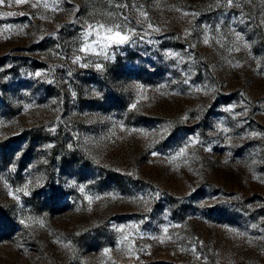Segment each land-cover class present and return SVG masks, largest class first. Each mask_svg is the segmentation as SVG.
<instances>
[{
	"label": "rangeland",
	"instance_id": "1",
	"mask_svg": "<svg viewBox=\"0 0 264 264\" xmlns=\"http://www.w3.org/2000/svg\"><path fill=\"white\" fill-rule=\"evenodd\" d=\"M0 264H264V0H2Z\"/></svg>",
	"mask_w": 264,
	"mask_h": 264
},
{
	"label": "snow or ice",
	"instance_id": "2",
	"mask_svg": "<svg viewBox=\"0 0 264 264\" xmlns=\"http://www.w3.org/2000/svg\"><path fill=\"white\" fill-rule=\"evenodd\" d=\"M0 2H2V0H0ZM229 3H231V0H229ZM89 28L92 29V31L86 33V37L92 35L93 32H95L97 39L94 40L93 43L101 45L102 49L108 47L109 44H124L129 40V37L126 34H123L117 30L118 26L106 27L105 25L101 24L96 26L95 28L90 25ZM105 41H107V43H105ZM91 50V44H86L85 47L81 49V51L84 52H88ZM77 60H79V57H77ZM37 75H39V73H37Z\"/></svg>",
	"mask_w": 264,
	"mask_h": 264
}]
</instances>
